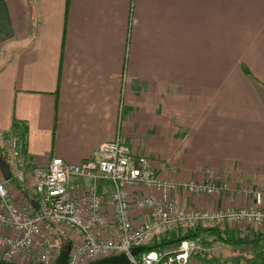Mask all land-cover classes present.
<instances>
[{
	"label": "crops",
	"instance_id": "obj_1",
	"mask_svg": "<svg viewBox=\"0 0 264 264\" xmlns=\"http://www.w3.org/2000/svg\"><path fill=\"white\" fill-rule=\"evenodd\" d=\"M117 137L162 180L210 171L227 184L174 194L190 208L264 209V0H0L1 174L15 201L36 203L35 167L80 164ZM236 229L264 242V226Z\"/></svg>",
	"mask_w": 264,
	"mask_h": 264
},
{
	"label": "built area",
	"instance_id": "obj_2",
	"mask_svg": "<svg viewBox=\"0 0 264 264\" xmlns=\"http://www.w3.org/2000/svg\"><path fill=\"white\" fill-rule=\"evenodd\" d=\"M13 153L24 149L18 135L7 140ZM24 184L25 173L14 175ZM38 208L16 202L0 171V261L15 264H55L59 253L52 230H64L70 240L68 264H91L125 255L131 264H216L192 259L186 242L177 251H144L153 239L176 230L264 226V209L254 206L200 210L182 203L175 193L212 196L227 184L210 171L203 182L162 180L143 155L135 154L120 138L100 145L91 159L68 164L52 158L45 168L32 170ZM84 181L83 184L74 180ZM98 181L108 183V197L98 192ZM134 190L135 195L130 196ZM250 194V193H248ZM134 196V197H133ZM133 210L142 219L134 222ZM143 250L132 256L131 250ZM238 264H264L242 259Z\"/></svg>",
	"mask_w": 264,
	"mask_h": 264
},
{
	"label": "rangeland",
	"instance_id": "obj_3",
	"mask_svg": "<svg viewBox=\"0 0 264 264\" xmlns=\"http://www.w3.org/2000/svg\"><path fill=\"white\" fill-rule=\"evenodd\" d=\"M244 226V225H242ZM56 234H55V233ZM54 235V239L56 241V251L60 253L62 250H65L67 245H70V240L68 238V233L64 230H58L57 232L52 230ZM62 233V237L60 234ZM57 235V237H55ZM59 236V238H58ZM163 236L156 237L151 241L153 244H160ZM209 239H211V235L207 233H202L200 237H193L189 240H186L188 247L193 248L192 251V259L200 260L201 262H209L208 260L212 259L209 263H216V264H238L239 261L238 255H242L245 257H249L250 259H254L256 256L258 257L260 253H264V242H260L258 244H244V245H226L224 244L223 247L216 246V243H209ZM183 243V242H181ZM181 243H178L173 247H161L157 249H162L163 252H173L177 251ZM204 248L205 251H209L210 254L201 256L200 254L196 255L197 258L194 257V253L196 251H201ZM232 259L236 262H233Z\"/></svg>",
	"mask_w": 264,
	"mask_h": 264
},
{
	"label": "trees",
	"instance_id": "obj_4",
	"mask_svg": "<svg viewBox=\"0 0 264 264\" xmlns=\"http://www.w3.org/2000/svg\"><path fill=\"white\" fill-rule=\"evenodd\" d=\"M0 157L3 158L2 156ZM54 231L57 232L58 230H54ZM204 232L211 235V239H209L210 241L209 243L214 242L216 243L215 244L216 246H220V247H223L224 244L226 245L255 244L256 245L263 241L260 236L257 237L254 234H251L247 231H241L238 229L232 232H230L227 229L223 231L216 230V229H209V230L196 229L195 231L179 229V230L171 231V232L161 235V237L163 236V239L161 240L160 244H156V243L153 244L152 242L144 248V251H151V250H155L161 247L170 248V247L175 246V243L177 245L178 243L184 242L193 237H200V235ZM60 235L62 236V233ZM55 237H57V235ZM194 254H195L194 257L197 258L196 255L198 254L203 256V255L210 254V252L205 251L204 248H202L201 251H196ZM248 260L252 262H264V253H260L259 256L258 257L256 256L254 259L248 258ZM208 261L211 262L212 259L211 260L209 259Z\"/></svg>",
	"mask_w": 264,
	"mask_h": 264
},
{
	"label": "water",
	"instance_id": "obj_5",
	"mask_svg": "<svg viewBox=\"0 0 264 264\" xmlns=\"http://www.w3.org/2000/svg\"><path fill=\"white\" fill-rule=\"evenodd\" d=\"M0 171L3 174L5 179L7 180L10 179L11 172H10L9 165L1 157H0ZM33 206L35 207V209L38 208L37 203L33 204ZM142 250L143 248H140V247L133 248L131 250V255L137 256ZM69 251H70V245H67L66 249L62 250L59 253L55 264H68ZM0 264H12V263L0 261ZM91 264H131V263L128 260L127 256L122 254L118 256L103 258Z\"/></svg>",
	"mask_w": 264,
	"mask_h": 264
}]
</instances>
